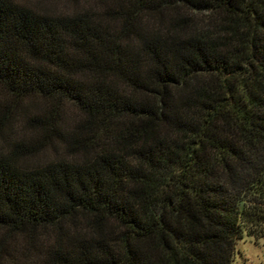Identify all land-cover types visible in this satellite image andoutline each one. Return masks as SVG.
Here are the masks:
<instances>
[{"label": "trees", "instance_id": "trees-1", "mask_svg": "<svg viewBox=\"0 0 264 264\" xmlns=\"http://www.w3.org/2000/svg\"><path fill=\"white\" fill-rule=\"evenodd\" d=\"M42 1L72 9L0 0V264H235L264 238V0Z\"/></svg>", "mask_w": 264, "mask_h": 264}, {"label": "rangeland", "instance_id": "rangeland-1", "mask_svg": "<svg viewBox=\"0 0 264 264\" xmlns=\"http://www.w3.org/2000/svg\"><path fill=\"white\" fill-rule=\"evenodd\" d=\"M25 1V0H23ZM31 1L34 5H39L42 7L46 6H57L58 8L64 9L66 6L68 8H71V4L66 3L65 1H57L55 3H50L47 1L42 0H26ZM72 9V8H71ZM75 115L74 112L69 111L68 116L73 117ZM24 118L21 117L20 121H22ZM19 132L22 131V123L19 122L18 124ZM21 129V131H20ZM54 151L49 150L45 157H41L43 160L46 159H52L54 156ZM237 249V256L235 264H264V238L260 240H255L253 238L245 237L242 240H239L236 245Z\"/></svg>", "mask_w": 264, "mask_h": 264}]
</instances>
